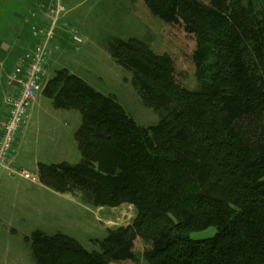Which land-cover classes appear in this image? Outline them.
I'll return each mask as SVG.
<instances>
[{"label": "trees", "instance_id": "trees-1", "mask_svg": "<svg viewBox=\"0 0 264 264\" xmlns=\"http://www.w3.org/2000/svg\"><path fill=\"white\" fill-rule=\"evenodd\" d=\"M237 1L142 0L192 40L197 91L176 84L169 55L137 39L110 42L111 58L158 116L148 129L66 70L47 81L53 108L81 116V161L40 164L39 182L59 194L81 190L97 208L131 205L136 217L108 231L100 252L34 233L24 241L36 264L132 261L137 239L151 245L149 264H264V15ZM209 228L213 237L191 239Z\"/></svg>", "mask_w": 264, "mask_h": 264}, {"label": "rangeland", "instance_id": "rangeland-1", "mask_svg": "<svg viewBox=\"0 0 264 264\" xmlns=\"http://www.w3.org/2000/svg\"><path fill=\"white\" fill-rule=\"evenodd\" d=\"M195 1L207 5L210 0ZM248 1H252L255 10L264 15V0H238V6L244 8ZM59 3L65 12L52 26L49 7L54 6V0H0V128L6 116L5 98L12 90L7 85L8 77L25 52L43 43L45 37L38 32L46 33L51 28L45 82L57 71L66 70L100 94L113 97L140 128L155 126L159 119L152 108L143 104L133 88L132 72L118 66L111 58L108 52L111 41L137 39L147 45L154 55H169L174 63L176 84L188 91L199 89L190 58L192 40L182 33L179 26L166 25L152 16L142 0H59ZM72 33L81 40L80 44L71 40ZM40 97L42 101H47L44 95ZM34 121V112H31L27 120L31 140L39 134ZM43 123V126L47 124L46 121ZM260 130L264 132V122ZM3 175L1 172L2 180L7 177ZM74 194L85 204L86 210L71 213V225L67 232L88 252H100L97 242L103 240L108 231L129 226L136 217V210L131 205L97 208L90 205L87 193L75 190ZM3 207L8 206L0 195V210ZM215 233V228H209L190 237L203 240ZM20 242L18 237H10L0 230V254L22 250L29 252V246ZM150 249L149 243L137 239L133 247L134 259L115 264H149L145 254Z\"/></svg>", "mask_w": 264, "mask_h": 264}, {"label": "crops", "instance_id": "crops-1", "mask_svg": "<svg viewBox=\"0 0 264 264\" xmlns=\"http://www.w3.org/2000/svg\"><path fill=\"white\" fill-rule=\"evenodd\" d=\"M107 56L109 61H112L110 56ZM70 75L81 79L74 74ZM40 96L43 95L39 94L35 98L24 127L17 137L9 168H0V173L7 176L3 180L0 178L1 200H5L8 206L0 210V230L10 237H18L23 245L29 246V252L22 250L2 253L0 264H36L30 245L24 239L37 232L45 236L61 233L70 237L67 229L71 225V213L86 210L85 204L80 202L74 193H56L38 180L40 164L76 165L81 161L74 137L81 125L80 114L75 110L54 109L49 99L42 101ZM31 112H34V125L39 131L33 140L29 138L27 131V120ZM44 121L47 122L45 126ZM8 169L33 171L35 174L30 171L28 173L36 178V181L25 180L19 174L10 176Z\"/></svg>", "mask_w": 264, "mask_h": 264}, {"label": "built area", "instance_id": "built-area-1", "mask_svg": "<svg viewBox=\"0 0 264 264\" xmlns=\"http://www.w3.org/2000/svg\"><path fill=\"white\" fill-rule=\"evenodd\" d=\"M54 1V6L49 7L52 26L65 12L59 0ZM38 33L43 35L45 40L43 43L35 45L18 60L7 80V85L12 90L5 98L6 116L0 128V168H9L17 137L24 127L29 110L37 95L43 92L46 85L47 45L52 36V28L46 33L41 31ZM70 36L74 43H81L75 34L72 33ZM14 174H19L25 180L36 181L26 171L8 169V175L13 176Z\"/></svg>", "mask_w": 264, "mask_h": 264}]
</instances>
